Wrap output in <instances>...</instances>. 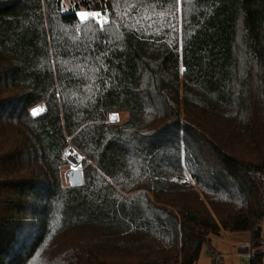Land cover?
I'll list each match as a JSON object with an SVG mask.
<instances>
[{"label": "trees", "instance_id": "trees-1", "mask_svg": "<svg viewBox=\"0 0 264 264\" xmlns=\"http://www.w3.org/2000/svg\"><path fill=\"white\" fill-rule=\"evenodd\" d=\"M63 1L0 0V264H264V0Z\"/></svg>", "mask_w": 264, "mask_h": 264}, {"label": "rangeland", "instance_id": "rangeland-1", "mask_svg": "<svg viewBox=\"0 0 264 264\" xmlns=\"http://www.w3.org/2000/svg\"><path fill=\"white\" fill-rule=\"evenodd\" d=\"M97 1V0H96ZM80 2V0H64L63 1V7H62V9L64 10V11H67V10H70V9H72V8H75V6L78 4ZM81 13H89V12H87V11H84V10H81L80 11V14ZM80 14H79V19H80V21H82V22H85V21H88V20H95L96 22H98L99 24H100V26L101 27H103V25L104 24H106L107 22H108V20H107V16H105V21L103 22V21H99L98 20V17L97 18H86L85 20H82L81 19V16H80ZM100 22H102V23H100ZM35 112H36V115H34V116H37V115H39L41 112H43L44 110H41L40 109V107L39 108H36L35 110H34ZM33 111V112H34ZM125 118H126V116L125 115H122V116H120V115H116V114H112V115H110L109 116V121L111 122L112 121V123H118V122H121V121H124L125 120ZM70 150H68L67 152H66V154H65V161L68 163V166H67V168H65V171H64V175H63V179H64V185L65 186H67V185H69V173L72 171V170H83V167H82V160H83V158L81 157V161H79V162H77V164L76 165H73L68 159H67V157H66V155H67V153L69 152ZM222 237L223 238H221V239H219L218 240V242H217V244H215L216 246L214 247V248H212L211 250L212 251H216V252H218L221 256L223 255V253L221 252V250H220V248L219 247H223V246H225V247H227V246H229V245H232V244H234V242L231 240V236H230V234H226V233H224L223 235H222ZM262 237L264 238V224H263V229H262ZM240 240H242V242H244V240H247V239H240ZM56 247H58V244H56ZM71 247V246H70ZM250 248H251V245H250ZM210 251V248H209V246L208 245H205L204 246V248H203V250H202V253H201V255H202V258L200 259V261L197 263V264H209L208 263V252ZM244 251V250H243ZM54 250L52 249V248H50L49 250H48V255L49 256H52L53 254H54ZM245 252V251H244ZM209 254H210V252H209ZM222 264H235L236 263V261L237 260H235V259H233V258H230L229 259V261H227V259H223V257H222ZM245 260H247V259H245ZM225 261V262H224Z\"/></svg>", "mask_w": 264, "mask_h": 264}, {"label": "crops", "instance_id": "crops-1", "mask_svg": "<svg viewBox=\"0 0 264 264\" xmlns=\"http://www.w3.org/2000/svg\"><path fill=\"white\" fill-rule=\"evenodd\" d=\"M261 229H263V225L261 226ZM223 234H224V232L222 233V235ZM226 234H229V233H226ZM261 234H262V232H261ZM222 235L220 237H212L211 238V242L208 245L210 250L216 246L215 244H217L219 239L223 238ZM230 236H231L230 238L234 242V244L229 245L227 247H225V246L219 247L221 252L223 253V255H222L223 259L225 258V259H227V261H229L230 258H233V259L237 260L235 264L247 263L249 261V259H248V257L245 256V252L243 251L241 246H243V245L250 246L251 245L250 235L247 233H241V234H230ZM243 238L247 239V240H244V242H242V240H240V239H243ZM261 240H262V243H264L263 237L261 238ZM262 249L264 250V247ZM209 252H208V263L211 264V254H209ZM201 258H202V255H201L200 259ZM245 259H247V260H245Z\"/></svg>", "mask_w": 264, "mask_h": 264}, {"label": "built area", "instance_id": "built-area-1", "mask_svg": "<svg viewBox=\"0 0 264 264\" xmlns=\"http://www.w3.org/2000/svg\"><path fill=\"white\" fill-rule=\"evenodd\" d=\"M105 19H106L105 15H100L98 17L99 21H103V20L105 21ZM100 23H102V22H100ZM40 109L43 110V107H41ZM241 248L245 251V256L248 257V259H250L252 256L250 246L243 245V246H241ZM210 254H211V264H222V260H221L222 256L218 252L210 250ZM244 264H247V263H244Z\"/></svg>", "mask_w": 264, "mask_h": 264}, {"label": "water", "instance_id": "water-1", "mask_svg": "<svg viewBox=\"0 0 264 264\" xmlns=\"http://www.w3.org/2000/svg\"><path fill=\"white\" fill-rule=\"evenodd\" d=\"M108 16V15H107ZM69 183L72 187H78L83 184V174L81 170H72L69 173Z\"/></svg>", "mask_w": 264, "mask_h": 264}, {"label": "bare ground", "instance_id": "bare-ground-1", "mask_svg": "<svg viewBox=\"0 0 264 264\" xmlns=\"http://www.w3.org/2000/svg\"><path fill=\"white\" fill-rule=\"evenodd\" d=\"M66 157L73 165H76L77 162L81 161V157L73 149H70Z\"/></svg>", "mask_w": 264, "mask_h": 264}, {"label": "snow or ice", "instance_id": "snow-or-ice-1", "mask_svg": "<svg viewBox=\"0 0 264 264\" xmlns=\"http://www.w3.org/2000/svg\"><path fill=\"white\" fill-rule=\"evenodd\" d=\"M101 14L99 12H89V13H81V19L85 20L86 18H97L99 17ZM33 115H36V112H33Z\"/></svg>", "mask_w": 264, "mask_h": 264}]
</instances>
